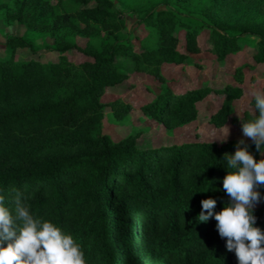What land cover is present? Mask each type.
<instances>
[{
	"label": "trees",
	"instance_id": "16d2710c",
	"mask_svg": "<svg viewBox=\"0 0 264 264\" xmlns=\"http://www.w3.org/2000/svg\"><path fill=\"white\" fill-rule=\"evenodd\" d=\"M117 5L136 19L126 34ZM0 19L26 28L23 36H8L5 48L36 52L29 36L47 34L54 39L48 50L58 54L56 62L46 63L0 58L5 203L11 207V190H18L35 215L72 234L86 264H236L215 220L196 217L201 199H216V211L227 203L220 183L227 171L222 156L235 150L236 140L142 146L147 130L114 140L103 131L106 109L127 122L132 106L102 98L129 78L117 64L123 55L136 71L161 81L159 93L141 107L145 117L171 132L195 122L198 105L217 95L222 104L209 121L223 127L244 95L242 87L177 93L168 87L162 64L190 63V55L202 51L203 30H209L217 60L246 42L254 48V60L264 64V0H0ZM178 29L186 53L179 49ZM77 38L87 40L85 47ZM73 51L85 60L70 61L67 54ZM255 114V108L247 111L245 119ZM245 143L261 158L250 140ZM254 215L264 230V202L255 205Z\"/></svg>",
	"mask_w": 264,
	"mask_h": 264
},
{
	"label": "rangeland",
	"instance_id": "374dc122",
	"mask_svg": "<svg viewBox=\"0 0 264 264\" xmlns=\"http://www.w3.org/2000/svg\"><path fill=\"white\" fill-rule=\"evenodd\" d=\"M5 2L12 0H3ZM56 3L57 0H50ZM119 8L120 6L117 5ZM124 14L127 29L126 34L136 25L135 16L124 8H120ZM180 37L179 49L186 53L184 48V32L177 30ZM26 28L23 25L12 24L5 25L0 19V58H9L14 56L17 61L39 60L41 62H56L58 54L48 50L47 46L53 47L54 39L49 35L41 34L29 36L30 40L36 44V52L29 49L5 48L8 36H23ZM142 35V32L139 31ZM77 43L85 47L87 40L77 38ZM199 45L202 48L201 53L191 54V62L184 65L162 64V74L168 87L174 92H183L190 89L210 87L213 89L224 88L226 85L241 86L244 95L241 99L233 103L228 122L223 127H216L210 123L209 118L215 114L222 104V99L217 95H210L209 98L198 105L199 115L195 122L175 128L171 132L165 130L153 120L148 119L142 113L141 107L152 100L161 88V81L151 75L135 70L134 62L127 56L120 55L117 58L118 66L129 75V78L122 84L108 89L102 101L109 103L115 100H121L125 104L132 106L127 116V122L118 121L111 108L105 111L103 122V131L114 140L122 139L130 131H146L139 143L143 145H152L155 143L182 144L192 142L224 143L231 140L242 138L241 120L245 119V112L254 111L251 105V91L253 88L264 90V64H259L254 60V48L249 44L242 43L240 50L234 54L228 55L224 61L217 60L216 53L210 40L209 30H203L198 37ZM138 45L137 41H134ZM138 48V46H136ZM70 61L79 63L85 60V57L76 52L67 54ZM242 76V80L238 79ZM239 117H238V116ZM226 139L221 142L224 133L227 131ZM249 141L248 138H243ZM262 158V156H261Z\"/></svg>",
	"mask_w": 264,
	"mask_h": 264
},
{
	"label": "clouds",
	"instance_id": "9594fccd",
	"mask_svg": "<svg viewBox=\"0 0 264 264\" xmlns=\"http://www.w3.org/2000/svg\"><path fill=\"white\" fill-rule=\"evenodd\" d=\"M250 95L256 114L240 121L242 138L233 152L222 156L227 171L220 183L228 201L216 211V199H201L196 215L198 222L215 220L216 232L224 239L225 249L234 253L236 264H264V230L256 225L254 215L255 205L264 202L260 191L264 188V90L253 88ZM227 133L228 129L221 142ZM243 138L262 158L254 157ZM11 191V207L0 195V264H86L71 233L35 215L27 199L18 190Z\"/></svg>",
	"mask_w": 264,
	"mask_h": 264
}]
</instances>
